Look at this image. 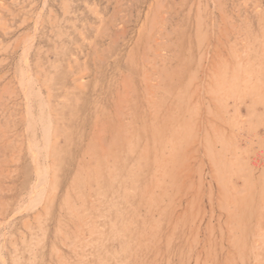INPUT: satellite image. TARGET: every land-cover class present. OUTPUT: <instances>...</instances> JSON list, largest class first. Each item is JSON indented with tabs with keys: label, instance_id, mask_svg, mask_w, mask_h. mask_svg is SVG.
Here are the masks:
<instances>
[{
	"label": "rangeland",
	"instance_id": "374dc122",
	"mask_svg": "<svg viewBox=\"0 0 264 264\" xmlns=\"http://www.w3.org/2000/svg\"><path fill=\"white\" fill-rule=\"evenodd\" d=\"M0 6V264H192L198 256V262L226 264L228 249L220 245L218 221L230 215L223 205L209 202L210 170H204L207 164L201 157L196 159L202 152L198 154L195 145L200 138L205 150L206 129L197 130L205 114L190 123L186 102L196 95L194 88L201 87L204 75L206 79L212 59L205 52L211 39L224 42L225 36L240 44L238 39L248 35L249 44L259 51L264 43V0H0ZM199 20L206 40L198 34ZM152 59L154 69L163 75L157 84L163 93L158 95L156 121L155 105L147 102L141 78ZM263 74H258L262 80ZM26 87L39 90V98L34 92L30 98L29 114ZM256 108L262 112L260 120L252 116L244 124L256 125L254 147L246 145L245 129L241 134L222 132L224 143L217 149L208 147L215 149L221 177L229 176L235 185L244 175L250 185L240 194L241 208L230 213L242 256L232 258V264H264V248L261 263H255L250 252L253 222L260 215L259 226L264 228V107L258 103ZM237 113L248 117L245 103ZM184 120L191 130L182 137V151L178 149L167 163L164 181L160 178L166 193L158 197L162 213L150 212L148 193L158 189L156 165L151 151L142 155L143 147L152 142L155 123L166 134L161 131L162 138L155 134L157 140H164L171 136L167 129H183ZM231 133L238 137L242 161L250 160L254 167L251 171L245 166V173L236 162L223 166ZM32 145L36 153L31 152ZM137 166L130 188L139 193L126 198L128 174ZM42 173L47 186L33 189ZM96 196L97 209L90 202ZM170 197L173 204L164 205ZM80 214L90 223L78 228ZM156 224L159 228L153 232L151 225ZM216 226L219 231L210 235ZM197 244L207 248L196 258Z\"/></svg>",
	"mask_w": 264,
	"mask_h": 264
},
{
	"label": "bare ground",
	"instance_id": "6f19581e",
	"mask_svg": "<svg viewBox=\"0 0 264 264\" xmlns=\"http://www.w3.org/2000/svg\"><path fill=\"white\" fill-rule=\"evenodd\" d=\"M219 1V0H218ZM258 3V2H257ZM160 4V3H159ZM163 4V3H162ZM62 6V5H61ZM164 6V5H163ZM207 6V5H206ZM1 7V6H0ZM3 7V6H2ZM66 7V6H65ZM64 7V8H65ZM213 7V6H212ZM224 7V6H223ZM5 8V7H4ZM9 8V7H8ZM42 8V7H41ZM68 8V6H67ZM259 8V7H257ZM26 9V8H25ZM158 9V8H157ZM213 9V8H212ZM90 10V9H89ZM93 10V9H92ZM222 10V9H221ZM67 11V10H66ZM94 11V10H93ZM255 11V10H254ZM65 12V11H64ZM213 12V11H212ZM122 13V12H121ZM15 15V13H14ZM262 15V14H261ZM98 16V15H97ZM264 16V15H263ZM262 16H260L261 18ZM231 19V18H230ZM262 19V18H261ZM260 19V21H262ZM42 20V19H41ZM58 20V19H57ZM198 20V19H197ZM234 20V19H233ZM78 22V21H77ZM264 22V21H263ZM262 22V27L264 28V24ZM201 23V20L198 21V25H200ZM3 24V23H2ZM7 24V23H6ZM5 24V25H6ZM160 24V23H159ZM157 24V26L159 25ZM84 25V24H83ZM162 25V24H161ZM118 26V25H117ZM6 27V26H4ZM11 27V26H10ZM59 28V27H58ZM36 29V28H35ZM227 29V28H226ZM225 29V30H226ZM201 30V25L199 27V30H198V34L200 35V39H207L206 36L204 34H201L202 32L200 31ZM5 31V30H4ZM81 31V30H80ZM87 31V30H86ZM214 31V29L212 30ZM34 32V31H33ZM44 32V31H43ZM120 32V31H119ZM263 32V31H262ZM59 33V32H58ZM80 33V32H79ZM122 33V32H121ZM30 34V33H29ZM59 35V34H58ZM215 35V34H214ZM221 35V33H220ZM162 35H160L161 37ZM205 36V37H204ZM26 37V36H25ZM70 37V36H69ZM159 37V39H160ZM198 37V36H197ZM212 37H215V36H212ZM260 38V37H259ZM158 39V38H157ZM84 40V39H83ZM165 40V39H164ZM240 44L237 43V41H231L230 39L226 38L224 36V42L226 41L227 43L225 44L224 42L220 41L219 39L216 41L215 38L211 39V42L209 44V46L207 47L205 54L209 55V57L212 59V62H210L208 65H207V68H206V79H205V75H204V81L201 83V87H197L196 84L194 85V87L196 86L197 88H194V90L196 89L195 91V96L191 97V99L189 100V103L186 102V104H189L190 108V112H189V121L192 120V118L200 113H203L205 114V116H202L203 120L199 121L201 124L197 130H200V131H203V129L205 130L206 129V136L204 139H206L205 143L206 145H201L202 147L204 146L205 147V150H203V148L200 147V144H202L203 142L200 141V138L197 140L198 142L195 144L197 146L196 148V151L197 153H201V156L200 154L198 155V157L196 158L198 160L199 157H201L203 159V161H205V164H207L205 167H204V170L208 171V169L210 170L209 173L208 172H205L203 174L206 175L207 173L210 174L208 175V188L210 189L208 192L210 197H212L211 199L208 198L210 203H215L217 204V207H219L220 205H223L224 208H225V212H224V209H223V212L224 213H229L230 215V219L228 218H225L223 217V219H219L218 223H220L218 226H221L218 227L220 228V234L222 236V239H223V244H220V245H224V248L222 249H225L227 248V256L224 259L225 263L226 264H232V258H234L236 260V258L238 259L239 257H242L240 256L239 254V249H240V243L238 244V240L235 238L237 237V235L235 234V232H238L237 230V227L236 226V222H234L232 215L233 213H235L234 211H236L237 209L241 208V205L240 204V194H243L245 190H247V188L250 186L249 185V182L248 180L246 179V176L244 175H240L239 177V180L238 181V184H233L231 182V179H227L229 176L226 177H221L220 175V172H219V169L215 167V165L217 164V156H216V152L213 153V150L215 151V149H208V147H210V145L212 144L214 147H217L219 148L222 144L224 143V139H223V136H222V132L225 134L226 131H233L234 133V130H236L235 133L237 134H241L242 132H239L241 130L244 131V129L246 130L244 133L246 134L245 137H244V141H246V145L248 147H254L255 145V139H256V134L254 132V129L256 128V125H253L252 122L249 123V127H245L244 128V124H245V121H249L252 116L255 117L256 116V119L255 120H260L261 116H262V112H259V110H257L256 106H258V103L263 105L264 107V80L260 79L258 77V74H262L264 73V43L261 42V44L258 46L259 47V51H257L256 49H253L252 47V44L250 45L249 43H252L250 42V37L248 35H245L243 37V35L241 36L240 39ZM27 41V40H26ZM155 41V40H154ZM208 42V41H207ZM206 42V43H207ZM62 43V42H61ZM153 43V42H152ZM204 43V42H203ZM23 44V43H22ZM150 44V43H149ZM163 44V43H162ZM202 44V43H201ZM208 44V43H207ZM157 45V44H156ZM93 46V45H92ZM155 46V45H154ZM160 46V44H159ZM162 46V45H161ZM28 47V46H27ZM37 47V46H36ZM152 47V46H151ZM200 47V46H199ZM198 47V48H199ZM223 48H226L225 50ZM153 49H156V48H153ZM160 49V47H159ZM158 48L156 50H159ZM257 51V52H256ZM163 52V51H162ZM34 53V52H33ZM160 53V52H159ZM210 53L212 55H210ZM99 55V54H97ZM202 55V54H201ZM74 56V55H73ZM204 56V55H202ZM24 57V56H23ZM160 57V56H159ZM164 57V56H163ZM147 58H153L152 56L151 57H148ZM208 58V57H207ZM25 59V58H24ZM160 59V58H159ZM200 59V57H199ZM210 59V60H211ZM145 60V59H144ZM206 60V59H205ZM208 60V59H207ZM157 61V59H156ZM199 61V60H198ZM27 64V63H26ZM147 65H150V67H148V69H146L144 71V75L142 78L143 80V83H145L146 85V90H147V102H149L150 105H155L153 106V112H152V115H153V119L156 121L158 120V117L160 116L159 115V108H158V95H160L161 93H159L157 90L158 87H157V84H159L161 81H163V75H159L156 71V69H154V59L148 61L146 63ZM28 65V64H27ZM37 65V64H36ZM202 65V64H201ZM205 65V67H206ZM204 68V67H203ZM204 71V69H203ZM264 75V74H263ZM1 76V75H0ZM127 76V75H126ZM28 77V76H27ZM42 80V79H41ZM31 81V80H30ZM46 81V79H45ZM127 81V80H125ZM25 82V81H24ZM29 82V81H28ZM28 82H25V83H28ZM30 83V82H29ZM34 83V82H33ZM48 83V82H47ZM7 84V83H6ZM83 84V83H82ZM161 84V83H160ZM11 85V84H10ZM28 85V84H27ZM31 86V85H30ZM5 87V86H4ZM161 87V86H160ZM32 88H34L32 86ZM32 88H27L25 89V94L26 97V105H27V108L28 110H26V112L28 111L29 113L31 112L30 111V106H31V101H30V98L34 92V95L35 97H38L39 96V90L38 89H32ZM133 88V87H132ZM162 88V87H161ZM48 89V88H47ZM51 90V89H49ZM163 90V89H162ZM3 91V90H2ZM145 91V90H144ZM164 91V90H163ZM128 92V91H127ZM129 93V92H128ZM6 94V93H5ZM130 94V93H129ZM126 95V93H125ZM181 95V94H179ZM123 96V95H122ZM124 97V96H123ZM179 98H182V95L181 96H177ZM39 98V97H38ZM205 98L208 100V103L205 104L204 103V100ZM250 100H248V99ZM41 99V97H40ZM40 99H38V103H40ZM44 101V100H43ZM176 101V100H175ZM182 101H180L181 103ZM203 102V103H202ZM5 103V102H4ZM37 103V104H38ZM125 103V102H124ZM242 103H245L246 107H247V110H248V117L246 118H243V117H240L239 114L237 113L238 111V107L242 104ZM191 104V105H190ZM40 105H43L40 104ZM39 106V105H38ZM37 107V106H36ZM41 107V106H39ZM126 108V107H125ZM40 109V108H39ZM49 110V109H48ZM27 112V113H28ZM128 112V111H127ZM26 113V114H27ZM28 113V114H29ZM121 113V112H120ZM194 113V114H193ZM125 115V114H122V116ZM31 116V115H30ZM30 116H28L27 118H29ZM33 116V115H32ZM32 116L30 118H32ZM47 116V115H46ZM57 116V115H56ZM123 117H127L126 115L123 116ZM29 118V120H31ZM201 118V117H200ZM33 119V118H32ZM206 121H205V120ZM126 121V120H125ZM184 128L183 129H180L179 130V127L178 126L176 129L173 127V128H168L167 131L169 132L168 134H170L171 136L170 137H167L166 139L162 140L160 138H162V134L160 129H157L158 127V124H154V130H155V133L153 134V140L152 142L148 141L145 146L143 147V152H142V155L145 156V154H143L144 152L148 153V152H152V156L155 160V165H156V171H155V174L154 176L156 175L157 176V179H156V182L154 184H157L158 186V189L155 188L153 190H151L149 193H148V196H149V200H150V208L148 211L152 212L151 210H155L156 212L160 213L161 212V206H160V203L158 202V197H160V195H164L165 196V189H163V187H161V182L160 181L162 178L164 179L167 175L166 173V165L167 163H169L171 160L173 161L174 160V153L179 149V151H182L181 149V144L182 142H184V140L182 139V137L184 136V134L188 133V131H190L191 129L188 128L186 125H189V122H186V120H184ZM194 121V120H193ZM129 121H127L128 123ZM192 121H190L191 123ZM45 123V121H44ZM186 123V125H185ZM247 123V122H246ZM194 124V122H193ZM52 125V124H51ZM196 125V124H195ZM204 125L205 128H204ZM248 125V124H247ZM54 126V125H53ZM30 128V127H29ZM123 128V127H122ZM197 128V127H196ZM48 129V128H47ZM34 130V129H33ZM35 131V130H34ZM33 131V132H34ZM47 131V130H46ZM100 131V130H99ZM110 132V131H108ZM159 132V133H158ZM163 133V131H162ZM229 133V132H228ZM157 138H159V140H157ZM164 134V133H163ZM204 134V133H203ZM202 134V135H203ZM166 135V134H164ZM190 135V133H189ZM227 135V134H226ZM230 135V139H229V145H228V148H229V152L226 151V154L223 156L225 157V160H222V163H223V166L226 168V167H229V166H232V163L236 162L238 165H240V169H244L245 173H246V170L249 169L251 171L252 168V164L250 162V160H243L242 161V158H241V155L239 154L240 150H238L239 147H237V143H238V137H236V135L234 134H229ZM222 136V137H221ZM189 138V136H187ZM186 137V138H187ZM258 137V136H257ZM13 138V137H12ZM45 138V137H44ZM95 138V137H94ZM196 138V137H195ZM202 138V137H201ZM225 138V136H224ZM241 138V137H239ZM30 139V138H29ZM28 139V140H29ZM197 139V138H196ZM203 139V140H204ZM223 139V140H222ZM228 140V139H227ZM30 141V140H29ZM97 141V140H96ZM226 141V140H225ZM261 142V141H260ZM30 143V142H29ZM35 143V142H34ZM33 143V144H34ZM240 143V142H239ZM31 144V143H30ZM29 144V145H30ZM194 145V146H195ZM116 146V145H115ZM32 147H34L32 145ZM43 147V145H42ZM51 147V146H50ZM87 147V146H86ZM39 149V148H38ZM107 149V148H106ZM29 150V149H28ZM31 150V149H30ZM36 148L34 147L33 150H31V152L33 153H36ZM140 150V149H139ZM194 150V149H193ZM212 150V151H211ZM244 151V150H243ZM248 151V150H247ZM250 151V150H249ZM46 153V152H45ZM50 153V152H48ZM146 153V154H147ZM195 153V152H194ZM204 153V154H203ZM29 154V153H28ZM219 154V152H218ZM217 154V155H218ZM48 155V154H47ZM68 155V154H67ZM143 156V157H144ZM36 156L34 155L33 158H35ZM52 157V156H51ZM146 157V156H145ZM195 157V156H194ZM221 158V157H220ZM219 158V159H220ZM195 159V160H196ZM200 159V158H199ZM201 159V160H202ZM13 160V159H12ZM37 160V159H36ZM48 161V160H47ZM171 161V162H172ZM220 161V160H219ZM171 164V163H170ZM175 164V163H174ZM236 164V165H237ZM190 165V164H189ZM195 166V164H192ZM201 165V164H199ZM34 166V165H33ZM169 166V165H168ZM173 167V165H171ZM187 166V165H186ZM245 166H246V170H245ZM36 167V166H34ZM203 167V166H202ZM222 167V165H221ZM37 168V167H36ZM130 168V167H129ZM140 167L137 166V167H132V170L129 172V184L130 186H127L126 187V198H129V197H134L138 192V190H136V188L133 186L132 188L131 187V184L133 185V176H135L137 173H138V169ZM171 167H169L170 169ZM180 168V167H179ZM190 167H188L189 169ZM197 168V167H195ZM212 168V169H211ZM38 169V168H37ZM48 169V168H47ZM224 169V168H222ZM179 170V169H178ZM182 169H180L181 171ZM185 170V169H184ZM203 170V169H201ZM203 170V171H204ZM39 171V170H38ZM37 171V173L39 174V172ZM48 171V170H47ZM46 170L44 172H47ZM188 171V170H186ZM195 171V170H194ZM193 171V172H194ZM227 171V170H226ZM168 172V171H167ZM193 172L190 173L189 176L193 175ZM201 172V171H200ZM264 172V171H263ZM35 173H36V170H35ZM179 173V171H178ZM183 173V172H181ZM196 173V172H195ZM194 173V174H195ZM225 173H228V172H225ZM250 173V172H249ZM47 175L49 173H46ZM180 174V173H179ZM187 174V173H185ZM50 175V174H49ZM182 175V174H180ZM179 175V176H180ZM184 175V174H183ZM197 175V174H195ZM194 175V177H195ZM230 175H231V172H230ZM44 176V178H43ZM178 176V175H177ZM186 176V175H185ZM199 176V175H198ZM197 176V178H198ZM207 176V175H206ZM224 176V175H223ZM38 179H37V182L35 181V188L33 189H36L37 187H42V183L43 184H46L44 183L43 180H45V178L47 179V176L44 175V173L40 174L39 176H37ZM43 179H42V178ZM181 177V176H180ZM193 177V176H192ZM49 178V177H48ZM154 178V177H153ZM161 178V179H160ZM185 178V177H184ZM190 178V177H188ZM187 178V179H188ZM196 178V177H195ZM194 178V179H195ZM200 178V177H199ZM206 178V177H205ZM252 178V177H251ZM152 179V178H151ZM150 179V180H151ZM162 179V180H163ZM183 179V178H182ZM192 179V178H190ZM189 179V180H190ZM193 179V180H194ZM204 179V178H203ZM155 180V178H154ZM188 180V181H189ZM192 180V181H193ZM199 180V179H198ZM197 180V181H198ZM201 180V179H200ZM199 180V181H200ZM238 180V179H237ZM164 181V180H163ZM176 181V180H174ZM183 181V180H182ZM187 181V180H186ZM191 181V182H192ZM198 181V183H199ZM48 182H49V179H48ZM52 182V181H51ZM181 182V181H180ZM202 182V181H201ZM251 182V181H250ZM177 183V181H176ZM196 183V182H195ZM257 183V182H256ZM153 184V183H152ZM193 184V182H192ZM205 184V183H204ZM203 184V185H204ZM32 185V184H31ZM177 185V184H176ZM201 185V184H199ZM34 186V185H33ZM47 186V184L45 185ZM194 186V185H193ZM211 187V188H210ZM39 188H37L39 190ZM40 188V189H41ZM152 188V187H151ZM252 188V187H251ZM41 189V190H42ZM79 189V188H78ZM174 189V188H173ZM92 190V187L90 188V191ZM157 190L159 192H157ZM160 190L162 191L163 190V194L161 193L160 194ZM46 192V191H45ZM68 192V191H67ZM41 194L43 192H40ZM92 193V192H91ZM207 193V192H206ZM30 194L32 195V192H30ZM35 194V193H34ZM97 194V193H96ZM202 194V193H201ZM29 195V194H28ZM91 195V194H90ZM109 195V194H108ZM36 195H34L35 197ZM45 196V195H44ZM43 196V197H44ZM33 197V198H34ZM37 197H39L37 195ZM216 197V198H215ZM202 198V196H201ZM251 198V197H250ZM39 199V198H38ZM68 199V198H67ZM90 199V198H89ZM205 199V198H204ZM239 199V200H238ZM261 199L264 200V183H263V188H262V192H261ZM34 200V199H33ZM66 200V199H65ZM69 200V199H68ZM91 201V204L93 207H95V209L98 208L97 204H98V200L99 198L96 196V198H91L90 199ZM114 200V199H113ZM221 200H224V202L222 203ZM40 201V200H39ZM84 201V200H83ZM173 201L174 199L173 198H167V201L164 202V205H172L173 204ZM206 201V202H207ZM262 201V200H261ZM38 202V201H37ZM55 202V201H54ZM67 202V201H66ZM111 202V201H110ZM204 202V201H202ZM209 202H208V205H209ZM106 203V202H105ZM196 203V202H195ZM212 203H211V206H212ZM264 203V201H263ZM38 203H36L37 205ZM202 203H200L199 206H201ZM207 204V203H205ZM218 204H220L218 206ZM262 203H260L261 205ZM35 205V203H34ZM102 205V204H101ZM27 206V204H26ZM100 206V205H99ZM264 206V205H262ZM25 207V206H24ZM36 207V206H35ZM45 207V205H44ZM77 207V206H76ZM82 207V206H80ZM79 207V208H80ZM104 207V206H103ZM203 207V205H202ZM216 207V208H217ZM260 207V206H259ZM42 208V207H41ZM46 208V207H45ZM184 208V207H183ZM214 208V207H213ZM24 209V208H23ZM44 209V208H43ZM70 209V208H69ZM78 209V208H77ZM133 209V208H132ZM199 209V208H198ZM203 209V208H202ZM207 209V208H206ZM220 209V208H219ZM222 209V208H221ZM220 209V210H221ZM31 210V209H30ZM73 210V209H72ZM107 210V209H106ZM200 210V209H199ZM208 210V209H207ZM213 209H211L212 211ZM216 210V209H215ZM19 211V210H18ZM24 211V210H23ZM26 211V210H25ZM87 211V210H86ZM132 211V210H131ZM201 211V210H200ZM210 211V210H209ZM218 211V210H217ZM222 211V210H221ZM220 211V212H221ZM263 213H264V210H262ZM38 212V211H37ZM75 212V211H74ZM216 212V211H215ZM219 212V213H220ZM162 213V212H161ZM202 213V212H201ZM218 214V212H216ZM231 213V214H230ZM260 213V212H259ZM262 213V212H261ZM260 213V214H261ZM36 214V213H35ZM39 214V213H38ZM48 214V213H47ZM71 214V213H70ZM78 214V213H77ZM205 214V213H204ZM213 214V213H212ZM216 214V215H217ZM221 214V213H220ZM219 214V215H220ZM203 215V214H201ZM211 216V213L209 214ZM208 215V216H209ZM224 215V214H223ZM228 215V214H227ZM226 215V216H227ZM40 216V215H39ZM73 216V215H72ZM78 216V215H77ZM206 216V214H205ZM262 217V215H260ZM264 216V215H263ZM41 217V216H40ZM79 217V216H78ZM106 217V216H105ZM212 217V216H211ZM222 217V216H221ZM229 217V216H227ZM241 217V216H240ZM258 217V215H257ZM259 217V218H261ZM88 218V217H87ZM210 218V217H208ZM213 218V217H212ZM219 218V217H218ZM259 218H256V220L258 221H254L253 222V225L255 226L254 227V234H253V238H252V242H251V247H250V252H251V256L253 257V260L257 262H260L262 261V258L260 257L261 255V252H262V249L264 248V244H263V241L264 239H262V237L264 236V228H260L259 226V220L261 221V219ZM44 219V218H43ZM211 219V218H210ZM210 219L208 221H210ZM217 218L215 217V220ZM238 219V218H237ZM199 220V219H198ZM203 221V218L200 217V222ZM212 220V219H211ZM79 221V224L77 225L78 228H81L82 226L84 225H87L89 224L88 223V219H86V216L85 215H81L80 214V218L78 219ZM113 221V220H112ZM128 221V220H126ZM206 221V220H204ZM216 221V222H217ZM125 222V221H124ZM3 223V222H2ZM26 223V222H25ZM106 223V221H105ZM199 223V221H198ZM263 223V222H262ZM261 223V224H262ZM37 224V223H36ZM126 224V223H125ZM209 224V223H208ZM1 225V224H0ZM160 225V224H159ZM159 225H151V229L153 230H157L159 228ZM215 225V223H214ZM213 225V226H214ZM70 226V225H69ZM125 227V226H124ZM207 227V226H206ZM205 225H204V228H206ZM264 227V226H263ZM125 229V228H124ZM218 230L217 229V226L216 227H213V229L211 230V234L210 235H215V231L213 230ZM207 230V229H206ZM66 231V230H65ZM69 231V230H68ZM219 231V230H218ZM90 232V231H89ZM210 232V230L208 231ZM206 232V233H208ZM244 232V231H243ZM123 233V232H122ZM137 233V232H136ZM170 233V232H169ZM140 234V233H139ZM151 234V232H150ZM209 234V233H208ZM102 235V234H101ZM137 235V234H136ZM193 235V234H192ZM4 236V235H3ZM129 236V235H128ZM135 236V235H134ZM207 236V235H206ZM205 237V236H204ZM208 237V236H207ZM206 237V238H207ZM220 237V236H219ZM193 238V237H192ZM209 240H211L212 238L214 237H208ZM221 238V237H220ZM219 238V239H220ZM13 239V238H12ZM69 239V238H68ZM201 239V238H200ZM80 240V239H79ZM129 240V239H128ZM196 240V239H195ZM208 240V239H207ZM214 241V239H212ZM80 242V241H79ZM169 242H170V239H169ZM204 242V241H203ZM202 242V243H203ZM211 242V241H210ZM218 242V241H217ZM222 242V241H220ZM219 242V243H220ZM72 243V242H71ZM122 243V242H121ZM171 243V242H170ZM168 243V245L170 244ZM218 243V244H219ZM67 245V244H66ZM217 245V244H216ZM71 246V245H70ZM198 247V251H195L196 253L198 252V254H195V252L193 251V254L196 255V258H197V255H200V253L202 251H204L207 247H205V245H203L204 247L202 249H200V244H197ZM69 247V246H68ZM82 247V246H81ZM87 248V247H86ZM195 248V250H196ZM218 248V247H217ZM75 250H78L75 249ZM226 250V249H225ZM60 253V251H59ZM260 253V254H258ZM65 254V253H64ZM190 255V254H189ZM193 256V255H192ZM202 256V255H201ZM204 256V255H203ZM225 256V255H224ZM262 256V255H261ZM208 257V256H207ZM201 258V257H200ZM199 256L197 259H194V262L192 261V264H206L205 261L204 263L203 262H198V260L200 259ZM204 258V257H202ZM13 259V258H12ZM57 259V258H56ZM135 259V258H134ZM208 259V258H207ZM241 259V258H240ZM206 260V259H205ZM252 260V261H253ZM191 261V260H190ZM208 261V260H207ZM76 262V261H75ZM189 262V261H188ZM63 263H65L63 261ZM80 263V262H79ZM88 263V262H87ZM210 263V262H208ZM207 263V264H208ZM5 264V263H4ZM258 264V263H256Z\"/></svg>",
	"mask_w": 264,
	"mask_h": 264
}]
</instances>
